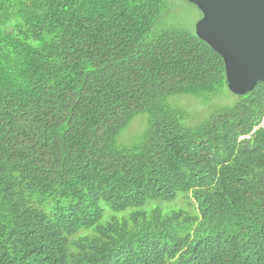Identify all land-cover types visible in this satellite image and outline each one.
<instances>
[{"label": "trees", "instance_id": "obj_1", "mask_svg": "<svg viewBox=\"0 0 264 264\" xmlns=\"http://www.w3.org/2000/svg\"><path fill=\"white\" fill-rule=\"evenodd\" d=\"M165 6L0 0V264H264V84L193 124L225 65Z\"/></svg>", "mask_w": 264, "mask_h": 264}, {"label": "water", "instance_id": "obj_2", "mask_svg": "<svg viewBox=\"0 0 264 264\" xmlns=\"http://www.w3.org/2000/svg\"><path fill=\"white\" fill-rule=\"evenodd\" d=\"M201 12L195 34L225 65L230 93L264 84V0H187Z\"/></svg>", "mask_w": 264, "mask_h": 264}, {"label": "rangeland", "instance_id": "obj_3", "mask_svg": "<svg viewBox=\"0 0 264 264\" xmlns=\"http://www.w3.org/2000/svg\"><path fill=\"white\" fill-rule=\"evenodd\" d=\"M165 5L161 17L154 24L152 29L153 33L170 27L181 28L191 34L195 33L196 23L201 18V12L195 6L189 4L187 0H165ZM221 93L220 96H211V101L206 105L203 104L202 100H196L191 97H181L176 100L177 103L175 104L186 110L191 117V122L197 124L208 117L213 112L214 107L228 105L235 101V96L230 93L227 88H223ZM146 126L147 115L143 114L138 116L119 136L118 143L126 146L135 144L139 141ZM194 204L191 194H178L172 201H147L141 210L150 214L152 210L159 209L163 215L170 214L179 209L196 212L197 209ZM100 206L105 211L101 223H106L113 213L106 203L100 202ZM191 206H194V209H192ZM132 211L133 210H128L123 213H115L114 215L120 219L124 214Z\"/></svg>", "mask_w": 264, "mask_h": 264}, {"label": "clouds", "instance_id": "obj_4", "mask_svg": "<svg viewBox=\"0 0 264 264\" xmlns=\"http://www.w3.org/2000/svg\"><path fill=\"white\" fill-rule=\"evenodd\" d=\"M263 123H264V119H263Z\"/></svg>", "mask_w": 264, "mask_h": 264}]
</instances>
